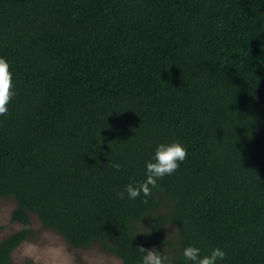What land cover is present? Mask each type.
Here are the masks:
<instances>
[{
    "label": "trees",
    "instance_id": "1",
    "mask_svg": "<svg viewBox=\"0 0 264 264\" xmlns=\"http://www.w3.org/2000/svg\"><path fill=\"white\" fill-rule=\"evenodd\" d=\"M0 56L14 82L0 196L22 224L0 241V264H16L31 213L121 264H138L170 222L172 264L188 244L222 247L217 264H264V0H0ZM173 140L187 147L180 167L147 200L121 199Z\"/></svg>",
    "mask_w": 264,
    "mask_h": 264
},
{
    "label": "rangeland",
    "instance_id": "2",
    "mask_svg": "<svg viewBox=\"0 0 264 264\" xmlns=\"http://www.w3.org/2000/svg\"><path fill=\"white\" fill-rule=\"evenodd\" d=\"M166 200V201H165ZM16 202L11 197L0 196V241L10 233L19 230L22 224L12 219ZM169 201L163 199L161 206L146 219L135 221L134 227L141 232L150 227L155 218L167 211ZM33 235L21 243L12 253L16 264H121L116 254L107 251L100 242L86 247L71 245L59 232L42 224L35 213H31ZM155 249L173 256L181 251L178 244L177 229L168 223L160 232Z\"/></svg>",
    "mask_w": 264,
    "mask_h": 264
},
{
    "label": "clouds",
    "instance_id": "3",
    "mask_svg": "<svg viewBox=\"0 0 264 264\" xmlns=\"http://www.w3.org/2000/svg\"><path fill=\"white\" fill-rule=\"evenodd\" d=\"M10 62L4 56H0V115L7 113L8 103L14 95V82L12 80ZM187 155V147L179 140L171 142H160L156 145L152 158L145 161V179L140 182L127 183L123 190L117 195L123 199L125 194L129 199L141 197L144 200L151 195L158 180L165 175H171L180 167V162L184 161ZM115 167H120L115 164ZM143 253L138 264H172L169 256L155 248L140 249ZM185 264H217L218 260H223L227 252L219 246L211 249L207 254H202V249L195 244H188L183 249Z\"/></svg>",
    "mask_w": 264,
    "mask_h": 264
}]
</instances>
